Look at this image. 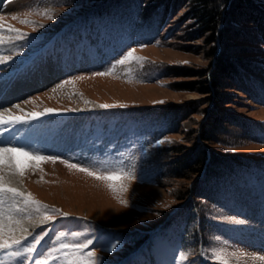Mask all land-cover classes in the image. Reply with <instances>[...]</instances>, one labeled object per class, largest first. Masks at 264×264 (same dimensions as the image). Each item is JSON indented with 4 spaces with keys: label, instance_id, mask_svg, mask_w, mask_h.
<instances>
[{
    "label": "rangeland",
    "instance_id": "obj_1",
    "mask_svg": "<svg viewBox=\"0 0 264 264\" xmlns=\"http://www.w3.org/2000/svg\"><path fill=\"white\" fill-rule=\"evenodd\" d=\"M0 1L3 6L10 0ZM12 3L16 7L0 11V17L26 35L15 39V33L5 32L13 38L0 44V57H10L0 63V112L11 108L13 115L27 117L54 111L0 125V146H23L55 162L27 168L20 177L22 192L48 210L37 212L17 198L23 212L13 214L31 235L17 231L26 239L0 251V262L66 264L71 259L63 255L67 250L53 249L91 239L83 251L95 252L98 264H222L217 257L227 264H264V46L256 41L254 24H240L246 35L225 42L241 63L238 78L221 91L202 94L179 86L196 77L173 72L175 67L201 70L214 60L206 57L203 38H193L197 27L188 17L190 5L180 0H143L145 16L139 19L127 17L140 13L134 6L106 9L85 0ZM21 19L33 23L21 24ZM129 50L143 59L117 63ZM49 66L55 72L49 82L11 97L17 75H26L27 81ZM109 69V75H94ZM66 80L74 83L60 87ZM21 81L23 86L26 81ZM214 114L228 120L212 140L204 141L200 133ZM165 137L170 142L156 143ZM196 142L218 162L215 176L199 185L204 197L189 202L197 207L192 220L191 198H183L194 179L174 177L171 171L182 157L176 148L191 151ZM61 161L92 170L123 168L137 179L123 181L128 191L117 196L105 181ZM45 213L52 217L45 226L28 225ZM37 235L43 236L39 244ZM32 245L34 251H24ZM13 251L21 255L12 257Z\"/></svg>",
    "mask_w": 264,
    "mask_h": 264
},
{
    "label": "trees",
    "instance_id": "obj_2",
    "mask_svg": "<svg viewBox=\"0 0 264 264\" xmlns=\"http://www.w3.org/2000/svg\"><path fill=\"white\" fill-rule=\"evenodd\" d=\"M85 1L103 4L106 9L117 6L125 9L126 7L134 6V10H140V13L134 16V14L128 12L127 17L139 19L145 16V12L143 13L144 8L140 7L143 0ZM180 1L185 5H190L188 17L193 20L197 27L193 38H203L204 45L208 47L206 57L214 60L201 70L186 67L173 68L176 76L196 77L197 79L193 83H182L179 86L183 89L195 87L202 94H209L211 89L221 91L229 86V82L238 78V72L241 69V63H239L238 58L230 54L225 43L228 37L239 39L246 35L239 25L242 23L254 24L256 37H258L256 41H259L258 43L264 46V0H259L258 2L253 0ZM217 43H219L218 50L216 48ZM219 96L222 98V95ZM180 113L183 114L185 111H180ZM227 120L228 118L225 115L214 114L210 124L200 133V137L204 141L212 140L219 133L218 129ZM176 149H179L182 157L173 164L171 173L177 178L194 179V184L187 189L186 196L183 199L187 200L190 197L191 199L187 200L189 203L192 197L194 199L204 197L202 196L203 189L199 185L204 180L209 179V177L215 176L218 158L212 153L209 156L205 146L199 142L195 143L194 149L191 151H184L180 146ZM196 209V205L192 206L190 204L188 213L192 220L196 217L194 213Z\"/></svg>",
    "mask_w": 264,
    "mask_h": 264
},
{
    "label": "snow or ice",
    "instance_id": "obj_3",
    "mask_svg": "<svg viewBox=\"0 0 264 264\" xmlns=\"http://www.w3.org/2000/svg\"><path fill=\"white\" fill-rule=\"evenodd\" d=\"M39 15H47L48 19H55L54 16L48 12H40ZM12 19H18L17 16H13ZM21 24H30L33 23L27 19L19 20ZM43 27V25H41ZM15 33V39H23L26 34L21 33L18 29L14 28L11 24H6L3 17H0V44H5L13 37L8 35L5 37L4 33ZM10 57H0V63H5ZM142 57L134 56V50H129L123 58H121L117 63L125 64L131 60H142ZM112 73V69H109L107 72L94 73V75H109ZM75 79H83V77H76ZM74 80H66L62 82L60 87H63L64 84H73ZM55 91V89L53 90ZM87 103V101H85ZM162 103V101H160ZM19 109V105H15ZM101 108H112L116 105L110 104H101ZM124 107V105H120ZM22 111V110H21ZM54 109L47 108L43 112H31L27 114V117L23 115H13L9 110L5 112H0V125H16L26 122L28 119H36L38 116H43L46 113L53 112ZM168 141V138L165 137L163 140H157L156 143H164ZM170 142V141H168ZM21 157L25 159H20ZM51 160L55 162V158L43 155H37L31 151H26L23 146H0V251H7L12 249L16 245H20L23 239H26L25 236L17 237L15 233L17 231L27 233V228H23L21 220L17 219L13 212L20 213L23 212V209L17 206V198H22L24 205L34 206V210L39 212L42 208L48 210L47 205H41L39 201L32 199L31 194L21 192L18 188L12 186L14 180L17 177H22L27 168H38L41 162H47ZM69 168H76L78 171L85 172L87 175L92 176L97 180H103L106 182V186L110 191L119 196L120 193L128 191V185L123 183L125 180H135L137 176L132 171H125L123 168L117 169H95L92 170L86 167H79L77 164H71L67 161H61ZM125 207L128 206V201L125 199H119L118 201ZM51 212H59V209H51ZM64 215H67L66 213ZM52 219L50 215L44 214L43 219L40 220V223H43L44 220ZM244 221H240L243 223ZM15 225V227L13 226ZM46 235V233H45ZM64 233H60L56 237L57 240L62 237ZM72 235L78 236L79 233H72ZM35 243L39 244L43 239V236L37 235L34 237ZM93 244L91 239L87 240L84 243H61L59 249H53V251L67 250L63 253L65 258L71 257V259H66V264H98V258L96 257L95 252L88 251L84 252L83 250L88 248L89 245ZM116 247L115 244L112 245V248ZM35 250L34 245L28 246L24 249L25 252H32ZM109 251L111 249H108ZM9 255L12 257H18L21 255L19 251L10 252ZM217 259L222 260V264H227V261H224L223 258L217 257ZM264 259V258H262ZM3 264V262H0ZM36 264H41L38 260Z\"/></svg>",
    "mask_w": 264,
    "mask_h": 264
},
{
    "label": "bare ground",
    "instance_id": "obj_4",
    "mask_svg": "<svg viewBox=\"0 0 264 264\" xmlns=\"http://www.w3.org/2000/svg\"><path fill=\"white\" fill-rule=\"evenodd\" d=\"M14 5H16V3H12V0H10V1H8L5 5H1V1H0V11H6V10H8V9H12L13 7H16V6H14ZM18 5V4H17ZM44 66V65H43ZM45 67V66H44ZM40 75H37L38 76V78H37V76L36 75H32V77L30 78V79H28L27 81H26V79L28 78L26 75L24 76L23 74H20V77L17 75V80H19V82H17V80H15L16 82H14L15 83V85H17V87H14V89H12V91H11V97H15V96H17V95H20V94H18V93H20L22 90H24V89H29L30 87H33V86H35V85H40V84H44V83H46L47 81L49 82L50 81V79H52L54 76H55V72L53 71V70H51V67L49 66L48 68H45L44 70H43V72L41 71L40 73H39ZM54 74V75H53ZM36 76V77H35ZM20 78V79H19ZM36 78V79H35ZM22 80V81H21ZM20 81L22 82V83H25V81H26V83L22 86V85H20ZM35 81H37L36 83H34ZM20 85V86H19ZM19 86V87H18ZM16 88V89H15ZM7 110H11V108L9 109V108H6ZM3 112H5V109H4V111ZM5 114H7V112H5ZM67 136L69 137V135H68V133H67ZM68 139V138H67ZM122 144V143H121ZM58 147H60V146H58ZM117 149V148H116ZM119 151H121V150H119ZM118 151V152H119ZM114 155V154H113ZM84 161V160H83ZM117 163V162H116ZM84 164V163H83ZM120 164V163H119ZM95 166V165H94ZM113 166V165H112ZM118 168V167H117ZM106 170V169H105ZM22 183H21V179H20V177H17L15 180H14V183H13V186H15L16 188H18L21 192H22V190H23V188H22V186L23 185H21ZM16 213V212H15ZM16 215V214H15ZM17 218V217H16ZM21 220V219H20ZM44 221H46V220H44ZM24 222V221H23ZM40 221H36V223H34V222H31V223H28V225H31V226H33L34 228H37V227H40V226H45V222H43V224L42 223H39ZM22 224V223H21ZM25 224V223H24ZM14 226V225H13ZM30 228H32V227H30ZM33 228V229H34ZM30 231V230H29ZM20 233V232H19ZM25 234V233H24Z\"/></svg>",
    "mask_w": 264,
    "mask_h": 264
}]
</instances>
